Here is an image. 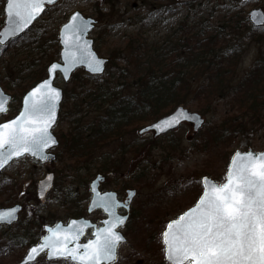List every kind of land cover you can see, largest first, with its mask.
I'll return each instance as SVG.
<instances>
[{
	"label": "rangeland",
	"instance_id": "obj_1",
	"mask_svg": "<svg viewBox=\"0 0 264 264\" xmlns=\"http://www.w3.org/2000/svg\"><path fill=\"white\" fill-rule=\"evenodd\" d=\"M4 3L0 0V28L5 19ZM96 5L101 17L95 11ZM259 7L264 10V0H60L49 6L21 38L0 46V85L14 96L9 110L0 114V122L19 111L22 94L35 85H31L32 77L42 69L46 76L47 66L59 59V28L75 10L99 18L91 37L96 52L109 59L106 72L86 84L85 89L95 91L109 83L112 92L106 101L96 99L88 106H78L82 112L76 113L74 103L91 98L72 79L69 83L62 77L56 80L65 93L60 120L54 129L60 141L54 149L57 160L40 164L28 156L22 157L0 174V208L15 203L24 206L15 225L10 229L0 227V264L20 262L30 244L45 234V224L53 225L58 220L66 223L80 211L86 215L91 197L89 184L97 174L106 177L101 189L115 190L121 199L126 189L137 191L131 217L121 228L127 241L119 246L118 259L112 264H172L166 259L163 231L169 221L178 219L196 204L203 192L202 178L208 176L222 184L236 151H264V79L250 77L251 71L264 62V29L256 31L248 19L249 12ZM137 15L142 17L141 22L132 24L130 17ZM231 15L237 16L241 26L253 28V32H246L232 76V84L240 86L237 98L222 90L224 96L211 99V93L219 90L218 80H205L207 74H203L193 80L192 87L199 88L205 80L201 84L204 86L188 93L186 102L181 104L202 115L205 122L199 130L194 129L193 123L184 122L156 138L153 132L139 134L140 128L153 120L143 122L137 130L130 125L118 129L109 126L107 137L88 144L93 129L110 123L107 107L135 92L128 87L132 84L131 75H135L129 69L146 54L129 40L132 36L139 35L159 46L169 39L176 43L183 32H205L209 36ZM122 68L125 73L120 79L118 69L123 71ZM260 70L259 67L255 72ZM76 73L82 81L88 75L83 69ZM241 81L244 82L239 84ZM74 90L78 96L70 98ZM74 135L84 136L78 150L71 149ZM49 171L55 173L54 187L44 199H38L36 183ZM93 216L98 220L103 215L97 212ZM7 231L18 235L17 243L8 239ZM31 264L75 263L69 259L48 261L44 253Z\"/></svg>",
	"mask_w": 264,
	"mask_h": 264
},
{
	"label": "water",
	"instance_id": "obj_2",
	"mask_svg": "<svg viewBox=\"0 0 264 264\" xmlns=\"http://www.w3.org/2000/svg\"><path fill=\"white\" fill-rule=\"evenodd\" d=\"M59 0H6L5 20L0 29V45L21 37L45 13L47 6ZM250 1V0H244ZM249 20L255 27L264 26V10L254 8ZM96 20L80 11L70 15L59 29L60 60L47 66L46 77L29 89L22 98L19 113L0 123V173L14 160L30 155L40 162L56 160L48 152L59 141L52 133L57 123L64 91L55 84L57 75L68 83L79 68L90 75L105 72L108 58L101 57L89 38ZM11 95L0 86V114L8 110ZM183 122L194 124L197 131L204 118L184 106L142 127L139 134L153 132L154 137L178 128ZM50 172L37 183V197L44 199L54 184ZM105 177L98 174L90 182L88 213L101 209L106 217L101 225L85 217L71 218L46 225L47 234L28 248L18 264H30L47 251V260L69 258L79 264H111L118 257L126 236L119 230L129 220L136 189H127L126 199L114 190L101 191ZM204 191L197 203L178 219L171 220L163 232L166 258L172 264H264V151H237L233 154L223 185L203 178ZM123 208L126 213L121 214ZM23 206L0 208V225L19 220ZM92 236L83 242L87 230Z\"/></svg>",
	"mask_w": 264,
	"mask_h": 264
},
{
	"label": "trees",
	"instance_id": "obj_3",
	"mask_svg": "<svg viewBox=\"0 0 264 264\" xmlns=\"http://www.w3.org/2000/svg\"><path fill=\"white\" fill-rule=\"evenodd\" d=\"M95 11L101 17L102 12L99 5H96ZM141 18L140 15H137L130 17V21L133 22L132 24L139 23ZM251 29L253 28L241 26L237 16L232 17L231 15L224 24L219 25L214 33L209 34V36L205 32L202 35L201 33L183 32L179 34L176 43H173V39H169L168 42L160 46L148 43L146 39L141 38L139 35L132 36L129 40L135 43L139 51L144 49L146 54L144 59L138 57L135 60L136 64L129 69L134 71L135 75H131L132 84L128 87L132 88V92H135L130 98L115 102L107 107L106 118L110 123L100 126L99 129H93L94 132L91 133V141L88 144L94 143L99 137H107L106 132L110 129L109 126L118 129L130 125L133 130H137L143 122L158 119L178 105L184 104L186 102L184 99L188 93L198 91L204 86L201 84L206 79L218 80L219 86L217 88L219 90L211 93V99L215 96H224L226 91V94L230 97L234 95L237 98L240 93V86L232 84V76L241 56L242 46L247 38L246 32H253ZM263 29H257L256 31ZM171 56H174L173 60L169 59ZM259 67L261 68L260 73H256L255 71L259 70ZM259 67L251 71V79L257 76L264 79V62ZM122 70L118 69L120 79L124 77L125 73L124 68ZM42 74H44V69L32 77L33 82L31 85L45 76ZM203 74H207L205 80L202 81L199 88H193V80ZM101 77L85 75L82 81L79 74L73 75L72 81L75 82L77 87L82 88L83 94L91 98V101L83 98L80 102H75L76 113L82 112L78 106H88L96 99L103 102L110 98L112 92H110L109 83L98 89L95 88V91L85 89L86 84ZM255 81H258V79L256 78ZM242 82L244 81L239 84ZM252 95L253 93H250V96ZM73 96L74 98L78 96L75 90L70 98ZM83 137V135L72 136L70 139L71 149L78 150L83 142ZM1 228L10 229V227ZM6 234L8 239L17 243L18 235L16 233L12 234V232L7 231Z\"/></svg>",
	"mask_w": 264,
	"mask_h": 264
},
{
	"label": "flooded vegetation",
	"instance_id": "obj_4",
	"mask_svg": "<svg viewBox=\"0 0 264 264\" xmlns=\"http://www.w3.org/2000/svg\"><path fill=\"white\" fill-rule=\"evenodd\" d=\"M12 95V94H11ZM12 97H14L13 95H12ZM20 102H21V100H20ZM56 134V133H55ZM57 135V134H56ZM58 137V136H57ZM104 183V182H103ZM102 183V184H103ZM125 199V197L123 198V199H121V200H124ZM87 207H88V205H87ZM87 207H86V215H85V212L83 211L82 213H81V211H80V213H79V215L78 216H76V217H71V218H79V217H89V218H91V220L94 222V223H96V224H100L101 223V221L105 218V215L103 214V211H101V210H96V211H94V212H92L91 214H88L87 213ZM97 212H101L102 213V217H100L98 220H96L97 218H95V216H93L95 213H97ZM120 212L121 213H124V210L123 209H121L120 210ZM84 214V215H83ZM99 227V226H98ZM92 235V229H90L89 231H87V234H86V237L83 239V241L84 240H86V239H88L90 236Z\"/></svg>",
	"mask_w": 264,
	"mask_h": 264
}]
</instances>
